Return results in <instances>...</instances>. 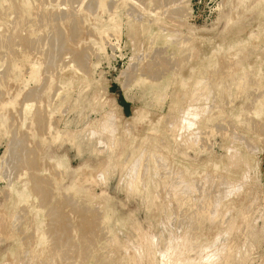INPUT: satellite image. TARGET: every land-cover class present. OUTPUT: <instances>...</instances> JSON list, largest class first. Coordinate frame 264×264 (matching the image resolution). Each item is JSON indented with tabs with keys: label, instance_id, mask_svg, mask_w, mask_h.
<instances>
[{
	"label": "rangeland",
	"instance_id": "rangeland-1",
	"mask_svg": "<svg viewBox=\"0 0 264 264\" xmlns=\"http://www.w3.org/2000/svg\"><path fill=\"white\" fill-rule=\"evenodd\" d=\"M0 264H264V0H0Z\"/></svg>",
	"mask_w": 264,
	"mask_h": 264
},
{
	"label": "bare ground",
	"instance_id": "bare-ground-1",
	"mask_svg": "<svg viewBox=\"0 0 264 264\" xmlns=\"http://www.w3.org/2000/svg\"><path fill=\"white\" fill-rule=\"evenodd\" d=\"M231 47H232V46H231ZM221 49H222V47H221ZM228 49H230V48H228ZM214 52H215V51H214ZM160 62H161V61H160ZM259 70H260V69H259ZM153 73H154V72H153ZM156 74H157V73H156ZM161 74H162V73H161ZM186 85H187V84H186ZM186 85H185V86H186ZM185 86H184V87H185ZM26 107H27V106H26ZM28 107H29V106H28ZM114 118H115V117H114ZM110 121H111V119H110ZM61 225H62V224H61ZM85 228H86V227H85Z\"/></svg>",
	"mask_w": 264,
	"mask_h": 264
}]
</instances>
